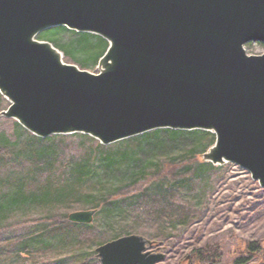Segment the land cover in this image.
Here are the masks:
<instances>
[{"label": "water", "instance_id": "95a60500", "mask_svg": "<svg viewBox=\"0 0 264 264\" xmlns=\"http://www.w3.org/2000/svg\"><path fill=\"white\" fill-rule=\"evenodd\" d=\"M65 27L108 42L99 72L67 64L38 36ZM264 0H0L1 115L48 138L84 134L111 145L159 129L202 130L203 154L234 163L264 187ZM96 210L76 211L91 224ZM151 241L122 235L100 264H161Z\"/></svg>", "mask_w": 264, "mask_h": 264}, {"label": "rangeland", "instance_id": "374dc122", "mask_svg": "<svg viewBox=\"0 0 264 264\" xmlns=\"http://www.w3.org/2000/svg\"><path fill=\"white\" fill-rule=\"evenodd\" d=\"M50 30L42 32L38 39L48 41L45 33ZM53 38L51 43L63 53L65 63L99 72V60L94 63L93 55L101 50L89 48L74 56L66 48L78 45L77 34L63 31ZM246 50L249 55H263L264 44L251 42ZM86 60L88 64L83 63ZM9 106L10 102L0 93V200L23 181L29 184V191L36 190L37 185L45 186L49 178H53L55 187L69 184L71 167L81 162H89V167L96 169L99 140L80 133L56 135L59 137L53 143L59 151L55 165L52 171L35 180L31 172L35 164L21 149L28 139L24 128L16 120L1 115ZM126 140L106 146L112 152H120L143 143L142 139ZM215 141V134L210 133L198 139L181 140L165 149L157 148L148 157L150 170L143 178L132 180L139 179L135 185L130 174L108 173L101 182L85 179L78 185V191L92 194L90 197L27 202L0 210V264H100L96 248L129 234L146 237L151 241L149 251L164 253L161 264H193V252L206 247L218 251L215 264H235L238 258L249 256L247 248L252 242H259L262 251L254 254L248 264H264V187L234 163L199 169L197 161L205 162L203 154ZM199 144L207 147L194 163L189 154ZM63 173L65 182L59 181ZM139 187L148 197L135 205L130 194ZM160 189L166 194L160 195ZM107 197L115 210L111 214L102 204ZM85 210L97 211L91 224H83L91 228L77 232L55 228L63 215Z\"/></svg>", "mask_w": 264, "mask_h": 264}, {"label": "trees", "instance_id": "16d2710c", "mask_svg": "<svg viewBox=\"0 0 264 264\" xmlns=\"http://www.w3.org/2000/svg\"><path fill=\"white\" fill-rule=\"evenodd\" d=\"M63 31H70L74 34L79 36L78 45L82 48L78 49V45L72 47L69 46V49L66 48V52L68 54L76 55L79 52L85 50L88 51L89 48H98L101 50V53H95L93 55V61L96 63L100 58L104 55L108 48V42L100 36L95 34L89 33H78L75 31H71L65 27H57L56 29L50 30L46 34V40L50 42H54L53 36L61 34ZM96 42H92L93 40ZM99 52V51H98ZM92 57L89 56V58ZM87 59V58H86ZM84 64H88L89 61L86 60L83 62ZM23 133L28 136V139L24 144H22L21 149L28 155V159H30L34 164L35 167L32 169L33 178L36 180L42 174L52 171V168L55 165L56 155L58 154V147L54 145L55 138L59 136H51L48 138H40L31 133L27 130L22 129ZM211 132L202 131V130H193V131H182V130H173V129H159L153 132H149L138 137L130 138L126 141L128 142H136L138 139H142L143 143H139L136 148L132 150H123L120 152H112L109 149V146H105L99 144V159L97 160L98 166L95 170L89 167V162H81L80 164L76 165V167H71L70 172V181L71 183L60 184V187H55L53 178L47 179V184L45 186L37 185L36 190H27V181H23L22 183L18 184L14 192H10L8 194H4L2 199L0 200V210L5 211L6 209H11L15 206L22 205L23 203L27 202H39V201H51L52 199H68L72 196H81V197H90L92 194H81L80 190L77 189L78 185L81 184L85 179H92L94 181L101 182L106 176V174H115L125 172L126 174H130V180L143 178L146 173L150 170V162H149V155L152 154L157 148H167L172 147L174 145H178L181 140H189V139H198L209 135ZM161 134H164L161 136ZM83 136V135H81ZM65 137V136H63ZM86 138H90L87 136H83ZM92 139V138H90ZM206 145L199 144L195 147L191 153L189 154L190 158L195 163L196 158L198 155L201 154L204 150H206ZM205 152V151H204ZM203 152V153H204ZM189 158V159H190ZM5 159V158H4ZM199 169L205 170L209 168H214V165L208 162L196 163ZM157 167V166H156ZM62 177V180L65 182L63 178L66 177L64 173L59 177ZM138 179V180H139ZM73 180V182H72ZM138 180L134 181L133 184H138ZM38 182V181H37ZM38 184V183H36ZM160 188L162 186H159ZM79 190V191H78ZM160 195L167 191L159 190ZM148 192V191H147ZM134 197V201L132 202L136 205L140 199L144 201L148 197V195L143 191L142 188H136V192H132L130 194ZM137 195V196H136ZM106 207H108V212L111 214L115 210L109 200L107 199L102 201ZM104 206V207H105ZM69 215L65 214L61 217L59 221H56L55 228H60L61 230H65L70 228V230L80 231L87 228H91L89 225H83L79 223H73L68 218ZM248 252L249 256H243L242 258H238L235 264H248L251 262V258L254 254H259L262 251V246L259 242H252L248 245ZM193 264H215L219 259V254L216 249L212 247L201 248L193 252L192 254ZM97 256V255H96ZM98 259V258H97ZM192 260V258H191Z\"/></svg>", "mask_w": 264, "mask_h": 264}]
</instances>
